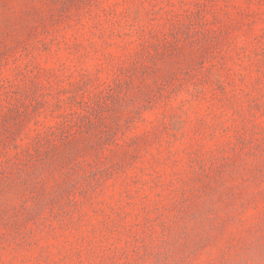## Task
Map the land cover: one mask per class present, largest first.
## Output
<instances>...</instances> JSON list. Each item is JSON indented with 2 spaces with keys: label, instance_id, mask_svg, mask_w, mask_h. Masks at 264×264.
Returning a JSON list of instances; mask_svg holds the SVG:
<instances>
[{
  "label": "rangeland",
  "instance_id": "1",
  "mask_svg": "<svg viewBox=\"0 0 264 264\" xmlns=\"http://www.w3.org/2000/svg\"><path fill=\"white\" fill-rule=\"evenodd\" d=\"M164 238L264 264V0H0V264Z\"/></svg>",
  "mask_w": 264,
  "mask_h": 264
},
{
  "label": "trees",
  "instance_id": "2",
  "mask_svg": "<svg viewBox=\"0 0 264 264\" xmlns=\"http://www.w3.org/2000/svg\"><path fill=\"white\" fill-rule=\"evenodd\" d=\"M184 237H188L187 245H190V242L192 241L193 236L191 235H184ZM173 240L170 238H164L162 240V244L164 246L163 251L158 254V256L155 259L156 264H190L189 259L193 256H195L198 252V248L192 249L188 254L185 256H181L177 258L175 256L176 248L172 245ZM175 242V241H174ZM198 242H194V245H197Z\"/></svg>",
  "mask_w": 264,
  "mask_h": 264
}]
</instances>
